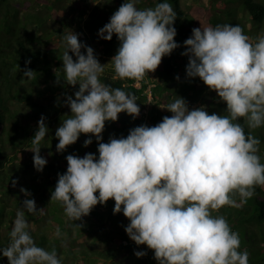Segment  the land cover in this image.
Segmentation results:
<instances>
[{
  "label": "clouds",
  "instance_id": "1",
  "mask_svg": "<svg viewBox=\"0 0 264 264\" xmlns=\"http://www.w3.org/2000/svg\"><path fill=\"white\" fill-rule=\"evenodd\" d=\"M139 3L125 0L98 32L104 40L111 41L115 35L119 41L109 62L114 79L142 80L180 47L174 39L176 13L171 4L142 9ZM78 35L73 31L64 35L63 81L78 84L79 90L74 98L67 96L71 114H65L55 131L56 149L63 152L80 134H91L98 142L99 157L68 155L67 170L58 174L50 201L60 202L65 215L78 221L97 204L114 200L113 214L122 211L130 221L125 228L129 238L153 250L158 264H249L247 250L240 251L239 233L224 216L212 213L224 206H242L256 186H264L260 140L246 134L237 122L244 118L253 130L264 126V35L252 42L239 25L193 28L181 53L188 57L186 75L199 77L216 92L226 104L227 115L209 114L205 106L189 110L177 96L163 107L171 116L155 126H137L126 138H110L107 143L100 142L105 123L117 121L122 112L136 118L140 107L134 93L101 81L107 64L102 65ZM34 73L25 68L24 77L32 79ZM48 131L42 116L30 150L37 171L47 163L39 145ZM91 143V138L86 139L84 147ZM20 191L31 196L27 189ZM22 208L37 212L34 199H25ZM28 228L24 211H17L9 243L0 247L8 264H61L56 250L37 246ZM134 255L141 258L146 252Z\"/></svg>",
  "mask_w": 264,
  "mask_h": 264
},
{
  "label": "trees",
  "instance_id": "2",
  "mask_svg": "<svg viewBox=\"0 0 264 264\" xmlns=\"http://www.w3.org/2000/svg\"><path fill=\"white\" fill-rule=\"evenodd\" d=\"M124 2L0 0V247L8 245L16 213L22 210L36 245L48 251L54 248L61 264H158L153 250H144L129 238L125 228L130 221L122 211L113 214L114 200L97 204L78 221L65 215L60 202L50 201L58 174L67 170L68 155L83 157L93 153L99 157L98 142L91 134H80L77 142L63 152L56 149L59 141L55 131L67 118L65 114H71L67 96L74 98L79 90L78 84L71 86L63 81L61 59L67 50L64 35L83 31L86 39L78 36L80 42L90 46L98 61L106 65L99 59H111L117 53L119 41L115 35L111 41L104 40L98 32ZM163 2L170 3L176 13L174 39L180 47L163 57L156 76L148 75L142 80L114 79L113 66H105L101 81L134 93L140 114L133 118L122 112L117 121H107L100 142L126 138L131 129L140 125L155 126L164 116L172 115L163 107L177 96L187 102L189 110L205 106L209 114L227 115L226 104L219 101L216 92L199 77H187L188 57L181 55L186 50L184 41L192 35L193 28L223 24L239 25L252 42L264 35V0H209L205 4L192 0L187 1L188 6L184 0H140L137 7L154 8ZM81 52L86 54L83 48ZM69 55L76 59L71 51ZM28 60L31 63L26 65ZM25 68L35 71L32 79L24 77ZM148 103L151 107L145 113ZM146 114L149 118L145 119ZM42 116L49 131L39 146L47 163L42 171H37L30 150ZM237 122L244 126L246 134L260 140L258 155L264 163V126L253 130L247 127L244 118ZM89 138L92 143L84 147ZM21 188L27 189L31 196L25 197ZM25 199L35 200L37 212L29 213L22 208ZM235 199L239 203V196ZM212 214L224 216L232 230L239 233L240 251L247 250L249 264H264V186H256L254 195L242 206H224ZM140 250L146 255L137 258L134 252ZM0 264H8L7 258L0 255Z\"/></svg>",
  "mask_w": 264,
  "mask_h": 264
},
{
  "label": "rangeland",
  "instance_id": "3",
  "mask_svg": "<svg viewBox=\"0 0 264 264\" xmlns=\"http://www.w3.org/2000/svg\"><path fill=\"white\" fill-rule=\"evenodd\" d=\"M91 1H96V0H91ZM187 1H189V3H191L190 1H192V0H184V5L185 6H188V4H187ZM199 2H201V3H207L209 0H198ZM94 3V2H93ZM88 5H93L92 3H89ZM80 26H81V24H79ZM77 34H79L78 36L79 37H81L83 40H85L86 39V34L82 31H78V32H76ZM101 62H103V63H105V64H107V65H111L109 62L111 61V59L110 58H104V57H101L100 59H99ZM109 63V64H108ZM102 64V63H101ZM112 66V65H111ZM152 76V75H157V71H155V72H150V73H148L146 76ZM137 85H140V83L139 82H137ZM197 106V105H196ZM150 103H148L147 104V107H146V109L144 110L145 111V113H148L149 112V109H150ZM144 118L146 119V118H149V116L146 114L145 116H144ZM134 244H136L135 242H134ZM139 246H141L142 247V249H144V250H146L147 249V246L146 245H139ZM141 251V250H140Z\"/></svg>",
  "mask_w": 264,
  "mask_h": 264
}]
</instances>
